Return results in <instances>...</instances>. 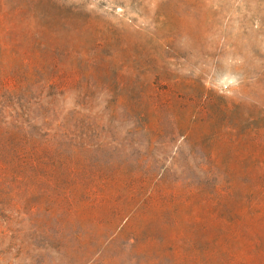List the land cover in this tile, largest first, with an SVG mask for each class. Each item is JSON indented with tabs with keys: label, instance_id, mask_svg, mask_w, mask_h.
Instances as JSON below:
<instances>
[{
	"label": "rangeland",
	"instance_id": "obj_1",
	"mask_svg": "<svg viewBox=\"0 0 264 264\" xmlns=\"http://www.w3.org/2000/svg\"><path fill=\"white\" fill-rule=\"evenodd\" d=\"M0 17V76L62 73L56 105L97 127L73 174L0 171V264H264V0H0Z\"/></svg>",
	"mask_w": 264,
	"mask_h": 264
},
{
	"label": "trees",
	"instance_id": "obj_2",
	"mask_svg": "<svg viewBox=\"0 0 264 264\" xmlns=\"http://www.w3.org/2000/svg\"><path fill=\"white\" fill-rule=\"evenodd\" d=\"M0 34H8L1 17ZM5 47L8 44L0 36V57ZM31 70L29 62L21 61L11 77L0 76V171L23 162L39 174H73L81 163L78 154L92 145V137L97 139V127L91 123L84 127L87 119L81 112H62L56 105L55 96H63L68 89L62 73L40 82ZM46 87L55 92L41 105ZM251 196L245 191V204L255 211Z\"/></svg>",
	"mask_w": 264,
	"mask_h": 264
}]
</instances>
